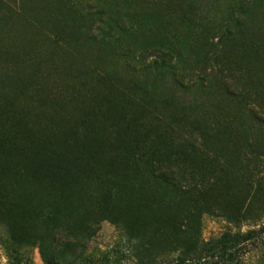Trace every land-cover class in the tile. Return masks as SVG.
I'll list each match as a JSON object with an SVG mask.
<instances>
[{"label":"rangeland","instance_id":"1","mask_svg":"<svg viewBox=\"0 0 264 264\" xmlns=\"http://www.w3.org/2000/svg\"><path fill=\"white\" fill-rule=\"evenodd\" d=\"M183 257L264 264V0H0V264Z\"/></svg>","mask_w":264,"mask_h":264},{"label":"trees","instance_id":"2","mask_svg":"<svg viewBox=\"0 0 264 264\" xmlns=\"http://www.w3.org/2000/svg\"><path fill=\"white\" fill-rule=\"evenodd\" d=\"M250 233L246 234V235H241V234H238V233H235V234H224L222 237H221V242L224 244V245H233V246H240L242 241L245 240V238L247 236H249ZM187 262V258L186 257H183V258H180L177 262L173 263V264H186ZM11 264H22L20 260L16 259L14 262H12Z\"/></svg>","mask_w":264,"mask_h":264}]
</instances>
